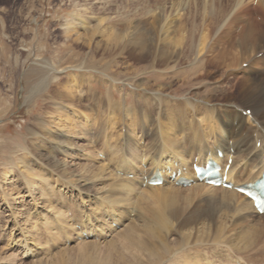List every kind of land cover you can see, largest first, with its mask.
Wrapping results in <instances>:
<instances>
[{
  "label": "bare ground",
  "instance_id": "bare-ground-1",
  "mask_svg": "<svg viewBox=\"0 0 264 264\" xmlns=\"http://www.w3.org/2000/svg\"><path fill=\"white\" fill-rule=\"evenodd\" d=\"M251 6L258 9L256 17L250 10V14L247 13V7L251 9ZM205 13V18L201 15L205 19L204 24L158 26L159 33L164 34V38L156 43V37L151 35L147 38L148 42L136 40L135 36H131L135 33L134 29L131 34L126 29L125 32L112 35V39L119 44L118 51L126 49L130 61L145 63L148 70L156 73L153 84L148 86L141 81V89L146 95H140L143 96V102H148V106L142 103L144 108L140 107L139 99L136 103L133 102L131 108L126 106L125 101L122 106L119 103L114 105L111 89L100 99H93L97 106L95 121L89 116L90 112L85 111H81V119L79 117L80 120L75 121V113H79V108L87 106L84 101L80 102L81 94L85 92L84 96H89L93 92L91 79H84L83 75L72 79L76 86L85 84L84 92L65 82L62 91L55 90L52 100L47 101V107H52V112L47 114L51 113L57 119L56 122L51 124L46 121L50 124L48 127L44 125V120L37 123L45 131L44 136L49 142L50 150L40 144V148L47 150L36 157L45 166L55 171L59 169L58 177L64 179L65 188L69 192L75 190L79 196L88 199L86 202L94 201L100 208L96 213L91 208L86 210L75 206L79 210L76 211L81 213L83 225L79 223V233L73 229L74 235L85 241L113 234L108 245L118 246L122 253L115 264H161L168 253L169 242L175 241H168L167 238L175 236L180 239L181 243L175 241L177 247L187 246L193 240L189 248L196 250L202 246L199 238L210 234L222 237L221 242L230 250L245 253L242 257L244 260L241 258L244 262L264 264V214H259L252 201L234 189L241 184L259 180L264 172V27L258 25H264V0H232L230 10L209 8ZM162 16L159 14L156 17L159 23ZM177 20L179 22L180 17H177L176 22ZM82 21L80 17L73 16L65 23V35L74 33V25ZM239 25L240 30L234 34ZM169 32L176 37L174 50H169L170 45L166 44L165 35ZM186 66L189 67L188 70H184L183 67ZM110 80L114 82L113 79ZM165 82L170 87L180 82L186 87L195 82V86L192 84L193 88H186L182 96L175 99L166 93L169 87L155 86ZM211 103H215V106ZM63 108L66 112L70 110L71 118H67V113H62ZM121 110L129 118L127 123H121V131H116L118 121L114 114ZM246 110H249L248 114L244 112ZM100 111L105 113L103 120ZM96 121H101L96 132L103 139L101 148L105 152L92 153L87 146L86 149L83 146L85 153L82 156L87 160L99 156L102 157L101 160L108 158V164L92 165L93 167L88 164L82 170L70 171L72 168H68L66 158H71L73 152H82L80 146L75 147L74 140L85 138L90 142V128H94L92 126ZM55 149L61 154V159L55 157ZM218 151L221 156L217 155ZM28 152L23 151L20 162H14L11 157L8 165L16 168L20 163L31 177L29 166L24 161L29 156ZM229 159L231 164L226 172V180L231 184L230 189L205 185L195 178L193 164L204 167L208 160H213L222 173ZM9 166L7 168L11 169ZM9 169L3 173L4 180ZM155 174L160 177L161 186L149 184ZM172 174L174 176L171 179ZM32 177L34 178L33 175ZM179 179H192L193 183L188 187H175V182ZM29 181L31 182L25 184L32 189L36 185L35 181ZM143 184L145 189L141 188ZM41 195L47 196L43 190ZM177 203L182 208H177ZM49 207L53 210L52 220L57 223L59 231L66 235L67 230L73 228V222L69 224L63 210ZM103 212L106 213L105 217ZM47 223L45 221L43 225ZM112 223L117 226L113 228ZM97 230L100 235L92 233ZM240 235L245 241L238 238ZM17 243L14 242V246ZM23 246L28 252L27 243ZM196 256H181L179 264H238L236 261H228L230 257L227 256L220 260L208 256L197 259ZM143 258L145 260H141ZM100 264L110 263L105 261Z\"/></svg>",
  "mask_w": 264,
  "mask_h": 264
},
{
  "label": "rangeland",
  "instance_id": "rangeland-1",
  "mask_svg": "<svg viewBox=\"0 0 264 264\" xmlns=\"http://www.w3.org/2000/svg\"><path fill=\"white\" fill-rule=\"evenodd\" d=\"M231 3L232 0H0V111H2L0 112V264H100L105 261L110 264L116 263L122 253L118 246L108 245L113 234L109 237L101 235L98 238L85 241L79 240V236L74 235L73 229L75 228L79 233V223L83 225L81 213L75 209V206L78 205L86 210L91 208L96 213L99 212L100 208L98 209L97 203L94 201L86 202L88 199L79 196L75 190L69 192L68 188H65L64 179L58 177L57 171L59 169L55 171L45 166V163L36 157L39 156V153H44L47 149L50 150L49 142L44 136L45 131L43 132L42 127L37 126V123L39 120L51 124L56 122L57 119H54V116L50 115L51 113L47 114V112H52V107H47V101L52 100L51 96L55 90L62 91L65 82L72 87L74 85L73 88L76 90L81 89L84 92L85 84L76 86L73 81L76 77L83 75L82 78L91 79L93 92L89 96L92 99L86 94L84 96L85 92L81 94L80 102L84 101L87 106L86 108H79V113H75V121L81 119V111L90 112L88 113L89 116L95 121L97 119V106L93 99H100L99 97H103L111 89L114 105L119 103L122 106L125 101L126 106L131 108L139 99L140 107H142V103L148 106V102H143V96L140 95L145 94L141 89V81L148 86L153 84L152 82L157 76L156 73L148 70L149 68L145 63L130 61L126 49L118 51L117 46L119 44L112 39V35L125 32L126 29L131 34L132 29H134L135 33L131 36H135L136 40L141 39L148 42L147 38L151 35L156 37L154 39V43H156L164 38V34L159 33L158 26L163 24L175 26L179 23L186 26L204 24L205 19L202 18H205L207 9L230 10ZM77 5L79 6L77 7ZM255 8L254 6H251V9L247 7V13L250 14V10L252 15L256 17L258 9ZM159 14L163 15L160 23L156 20ZM73 16L80 17L83 21L80 24L77 23L76 26L74 25L75 32L71 34L73 36L65 35V23L70 21ZM163 17L165 20L162 21ZM177 17H180L179 22L178 20L176 22ZM258 25L264 27L262 24ZM240 28V25L237 26L234 34H237ZM69 37L73 38L70 39ZM165 38L166 44L170 45L169 50H174L175 34L169 32ZM184 51L188 52L189 49H184ZM183 68L184 70L189 69L187 66ZM238 71H240L239 68ZM110 79H113L114 82ZM168 81L169 79L166 82ZM166 82L158 83L155 86L169 87L166 93L175 99L182 96L181 94L187 90L186 88H193L192 84L195 86V82H191L190 86L187 85V87L180 82L170 87ZM214 104L211 103L212 106H215ZM66 111L63 108L62 113L65 115L67 113V118L69 116L71 118L70 110ZM248 111L244 112L248 114ZM244 112L243 114H245ZM99 113H101L100 116L103 120L105 113L102 111ZM114 117L118 121L116 122L117 125L115 124L116 131H121V123L123 121L127 123L129 117H126L122 110L117 111ZM47 122L44 125L50 126ZM96 122L92 126L94 128H90L92 130L90 135L92 145L85 138L74 140L75 147L80 146L82 152H73L71 158H66L68 168H72L70 171L82 170V167L88 164L89 166L108 164V158L101 160L102 157L99 156V158L94 157L93 160H87L82 156L87 147L92 153H96V151L105 152L101 148L103 147V142H101L103 139L96 132V127L101 121ZM115 132H113L114 139L116 137ZM40 144L47 149L40 148ZM99 144L101 145L99 146ZM24 150L30 152L24 161L28 164L29 172L34 178L32 175L31 177L27 175L20 163L16 165V168L15 166H11V168L8 165L11 157L14 158V162H20ZM54 154L57 159H61L62 156L56 149ZM31 155L32 157H30ZM81 163L82 166H80ZM8 166L11 169L7 168ZM8 169L9 174L4 180L3 173ZM44 178H46V182ZM29 180L35 181L36 185L32 189H29L28 184H25L26 182L30 183ZM141 188L145 189L143 185ZM41 189L47 196L41 195ZM177 204V208L182 206ZM49 206L63 210L69 224L73 222V228L67 230L66 235L59 231L57 223L52 220L54 217L51 215L53 210L51 211ZM105 215L106 213L103 212L104 217ZM45 221L48 222L44 224L46 226L43 225ZM81 229L91 232L88 229ZM92 233L100 235L98 230ZM141 236L144 237V235ZM240 236L238 238L245 241L243 236ZM171 239L181 243V240L175 236L167 238L168 241ZM12 241L19 244L14 246V242L11 244ZM199 241L203 247L201 246L196 250L189 248L194 242L193 240H190L187 246L182 245L181 247H177L176 242H169L168 253L161 264H177V262L179 264V258L188 255H197V259L208 256L211 259L219 260L227 256L230 257L228 261L249 264V262L243 261L242 257L246 255L245 253L237 252L235 249L230 250L225 243L221 242L222 237H216V234L200 237ZM216 241L218 245L214 244ZM24 243H27L28 252L24 250Z\"/></svg>",
  "mask_w": 264,
  "mask_h": 264
}]
</instances>
